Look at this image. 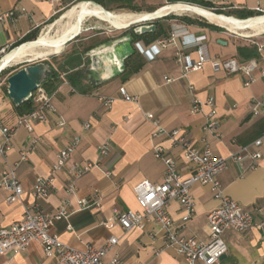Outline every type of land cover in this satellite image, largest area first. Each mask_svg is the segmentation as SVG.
<instances>
[{
	"label": "crops",
	"instance_id": "0c3cea01",
	"mask_svg": "<svg viewBox=\"0 0 264 264\" xmlns=\"http://www.w3.org/2000/svg\"><path fill=\"white\" fill-rule=\"evenodd\" d=\"M75 1L55 3L49 0H0V16L8 12L15 13L13 18L0 21V50H9L14 44L34 34L40 37L57 24L58 18ZM87 1L112 13H115L114 5L118 3L116 0H102L103 6L95 0ZM203 1L228 12L235 19L245 20L253 11L264 14V0H228L226 4L223 0ZM177 3L194 4L189 0H178ZM133 4L139 8L133 13L147 14L172 2L134 0ZM174 15L155 23L158 26L155 35L137 39L133 44L135 54L125 73L107 82L100 80V61L90 52L125 34L111 36L113 31H108L88 38L90 41L91 38L100 37L88 45L93 47L85 54V65L81 67L90 72V76L83 83L74 84L73 79L68 77L73 71H63L54 90L50 92L55 113L46 121L35 123L32 132L17 125L22 114L9 97L8 87L0 83V141L4 140L3 127L14 129L12 149L6 155L0 154V175L15 169L25 190L23 200L13 204L7 202L9 192L0 190V227L10 226L22 219L26 205L34 203L31 190L36 178L51 177L59 152L73 138L80 137L79 148L66 167L54 176L55 187L41 206L48 213H56L63 202L69 199L78 208V200L90 199L95 190L102 193L103 206L100 210L93 208L77 211L68 220L56 222L54 233L63 242L78 249H85L88 244L100 247L110 237L118 238L119 242L106 256L105 264H109L116 254L120 255L122 264H184L174 249H165L164 233L153 222L144 229H133L128 233L118 224L108 229L102 223L112 220L118 212L141 211L134 191L139 183L164 182L166 165L163 160L155 157V148L164 149L163 157L174 160L183 178L192 175L193 168L184 157V148L166 136L154 138L155 126L147 114H153L154 119L166 130H179L192 146L199 149L208 147L221 157H229L243 146L264 137V118L253 113V101L264 99V37L252 45L240 44L232 37L234 33L226 28H216L215 24L198 23L189 17ZM87 21L83 24L82 33L97 29L96 25L86 26ZM175 33L178 35L177 47L163 48L159 45L160 41L170 40ZM220 40L226 42V45L220 44ZM193 42H200V45H188ZM239 47H256L258 51V56L252 59L258 61L259 68L254 71L256 81L250 86L245 85L249 77L216 72L210 62L184 78L176 60L178 49L194 60L199 58L200 52L211 59L236 58L241 63L251 60H244L238 55ZM125 50L118 48L119 54ZM64 61L65 58L54 66H63ZM168 78L174 81L167 82ZM190 86L194 88V96L201 101L215 99L221 122L219 136L204 130L208 107L202 113H191L193 94ZM122 87L136 100L124 101L119 95ZM95 92L105 98H113L114 102L110 107H105L94 95ZM61 121L65 123L64 127L59 126ZM86 125L90 128L87 129ZM108 140L112 148L102 159L101 166L78 178L75 181V193L68 195L67 186L73 180L72 167L97 162L100 157L99 147ZM260 151L263 159L256 170L244 174L239 165L232 163L219 176L226 196L241 205L244 211L254 213L257 220L264 219V143ZM192 192L196 204V214L192 220L183 223V208L176 201L169 204L168 214L181 237L208 243L211 234L208 215L221 202L215 198L210 186L195 184ZM223 237L228 252L218 264H264V232L260 229L253 228L248 232L230 230ZM0 264H54V260L47 258L40 243H33L23 252H8L0 256Z\"/></svg>",
	"mask_w": 264,
	"mask_h": 264
},
{
	"label": "built area",
	"instance_id": "2783aa9c",
	"mask_svg": "<svg viewBox=\"0 0 264 264\" xmlns=\"http://www.w3.org/2000/svg\"><path fill=\"white\" fill-rule=\"evenodd\" d=\"M61 3L64 0H49ZM226 4L228 0H223ZM92 3V2H88ZM14 12H8L0 16V21L13 18ZM176 33L172 34L170 40L158 41L163 48L169 46L177 47ZM188 45L199 46L200 42L188 43ZM7 49L0 50V56L7 53ZM177 63L182 69V76L187 78L192 72L201 70L204 65L210 62L216 72H225L229 75L242 74L249 77L245 85L250 86L256 81L253 73L259 68L256 59L247 62L239 61L236 58L227 60L211 59L205 53H201L197 60L192 59L187 53L178 49L176 53ZM264 75V70H262ZM171 78L167 82H173ZM193 94L191 103V113L199 114L205 107L209 108L206 114V124L204 130L214 136H219L221 122L218 117L215 99L208 98L201 101L194 96V88L190 86ZM94 95L99 98L105 107H110L114 102L113 98H105L98 92ZM120 97L127 102H133L136 98L131 96L125 87L119 90ZM35 109L22 115L17 125L23 126L29 132L33 131L34 124L46 121L51 114L55 113L52 98L45 88L41 87L33 94ZM253 113L264 118V99L253 101ZM147 118L153 121L155 131L153 137L166 136L176 145L184 148V157L192 166V175L183 178L177 169V165L171 158H164V149L155 148V157L163 160L166 165V173L162 184H153L143 181L135 187V196L141 211L118 212L112 220L103 222V226L112 229L116 224L120 225L125 233L133 229H144L147 224H156L164 233L166 243L165 249H174L184 260V264H218L228 252V245L224 240V234L230 230L248 232L253 228H258L264 232V219L257 220L254 213L244 211L242 206L225 194L219 176L229 169L230 165L237 164L241 167L244 174L254 171L259 167L263 154L260 147L264 143V137L257 139L250 145L243 146L238 152L229 157L217 156L213 151L205 147L199 149L187 143L179 130L168 131L163 128L159 121L154 119L153 114H147ZM60 127L65 123L61 121ZM86 128H90L86 125ZM2 133L4 140L0 141V154L6 155L12 149V136L14 129L3 127ZM81 144V138L75 137L71 142L59 152L58 158L52 168V176L49 178H36L31 195L34 203L26 205L21 220L7 227H0V256L8 252L20 253L28 249L33 243H40L43 246L47 258L54 260V264H105L106 256L111 252L119 240L110 237L108 241L100 247L88 244L85 249H78L63 242L53 229L56 222L68 220L75 212L80 210L98 209L103 206V195L99 190H95L90 199L78 200V208H75L72 201L67 199L56 213H48L43 210L41 203L46 200L54 189V176L66 167L67 162L77 151ZM111 141H105L99 147L100 157L97 162H89L85 165L72 167V182L68 183V195L76 191L75 181L78 178L91 172L94 168L101 166L102 159L111 150ZM195 184L210 186L215 198L219 200L220 206L209 213L208 223L210 227V241L202 243L195 238H185L179 235L173 219L168 214V206L171 202H178L183 208L182 221L184 224L193 219L196 214V204L192 188ZM0 190L9 192L8 203L21 202L25 194L24 187L19 181L15 169L5 171L0 175ZM109 264H122L119 254H116Z\"/></svg>",
	"mask_w": 264,
	"mask_h": 264
},
{
	"label": "bare ground",
	"instance_id": "6f19581e",
	"mask_svg": "<svg viewBox=\"0 0 264 264\" xmlns=\"http://www.w3.org/2000/svg\"><path fill=\"white\" fill-rule=\"evenodd\" d=\"M97 6L90 7L91 5ZM83 4L80 3L78 6H74L71 10L66 12L61 18L67 20V24L61 34L53 37L52 41L49 43H43V39H37L35 42L30 43V45L35 44L34 46H28L18 49L14 52L6 54L2 61L0 62V69L5 66L6 68L11 67L13 64L22 62L25 59H45L52 57L54 55L61 54L67 45L65 43L69 38L75 37V34L72 33V24L81 17H91V18H100L105 21L110 27L116 30H123L128 28L131 22L141 19L144 17H154L159 18L165 15H181V14H194L197 16H203L206 20L212 24L222 26L227 30H230L233 33H240V36L243 35L246 38L258 37L264 34V21L261 18L255 17L249 20H238L233 17L227 16H218L211 13L210 11L200 8V7H191L189 5L181 4H170L165 5L164 7L158 9L154 13H133V12H120V13H106L103 9H100L99 5L95 3ZM102 8V7H101ZM82 23V22H81ZM56 32V31H55ZM76 32V30H75ZM74 33V32H73Z\"/></svg>",
	"mask_w": 264,
	"mask_h": 264
},
{
	"label": "water",
	"instance_id": "95a60500",
	"mask_svg": "<svg viewBox=\"0 0 264 264\" xmlns=\"http://www.w3.org/2000/svg\"><path fill=\"white\" fill-rule=\"evenodd\" d=\"M183 4L189 5L191 7H194V6L200 7L194 4H188V3H183ZM102 9L108 14L112 13L103 7ZM208 11L218 16H222V15L227 16L225 14H218L213 10H208ZM168 16L170 15H165L159 18L158 17L157 18L144 17L141 19H137L131 22L128 28L123 29V30H129L130 28H132L130 34H125L121 38L107 42L106 44H103L100 47L93 49L90 52V54L98 58L100 61L99 63L100 69L98 70L100 80L102 82H107L113 79L114 77L125 73L127 69V66H126L127 60L131 58L133 54H135V51L133 49V44L137 41L136 37H142L146 34L155 33L158 27L155 24V21L166 18ZM199 17L206 20V18H204L203 16H199ZM227 17H231V16H227ZM249 19L251 18H248L245 20H249ZM149 22H152V23L148 24ZM208 23L212 24L210 22ZM216 26H219V25H216ZM73 40H74V37H71L65 43L70 44V42H72ZM219 43L222 45H226V42L222 40H220ZM129 44H131L132 47L128 46ZM135 45L137 46V43ZM121 47L125 48L126 50L122 54H119L118 48H121ZM2 58L0 59V62L2 61ZM44 60H47V59L45 58ZM6 69L8 68L3 66L0 69V75ZM49 72H50V65L40 62L34 65H30L28 67L22 68L9 76V78L7 79V84L9 87L8 94H9V97L14 102L16 107H21L25 102L32 99L33 94L40 88V86L42 85V81L46 78Z\"/></svg>",
	"mask_w": 264,
	"mask_h": 264
},
{
	"label": "rangeland",
	"instance_id": "374dc122",
	"mask_svg": "<svg viewBox=\"0 0 264 264\" xmlns=\"http://www.w3.org/2000/svg\"><path fill=\"white\" fill-rule=\"evenodd\" d=\"M83 2H90V1H87V0H77L73 4H71V6H69L64 13L68 12L74 6H78L80 3H83ZM118 5H119V3H116V5H114L115 6V9H116L115 10V13H120V12H129L130 13V12H134V11L129 10L127 8H120ZM166 5H168V4H166ZM174 16L181 17V18L182 17H189L192 20L197 21L198 23L199 22L208 23L205 19H203V18H201V17H199L197 15L190 14V13L181 14V15H174ZM255 17L261 18L262 21H264V14L263 15H260V16H255ZM87 19H88V21L86 23V26H89L91 24L93 26L96 25L97 26L96 27L97 29L85 31V32L82 33L83 24L86 22ZM238 20H240V19H238ZM158 21H155V23L158 22ZM67 22H68L67 20H63L61 17H59L57 24L54 25L53 27H51L50 29L46 30L40 37L38 36L37 39L40 40L41 37H42L43 43H49V42H51L52 39H53V37H54V35L57 36V35L61 34V32L65 28ZM151 23L152 22H149L148 24H151ZM75 30H76V32H75ZM131 30H132V28H130L129 30H116V29H113L105 21H103L100 18H95V17L94 18H91V17H81V18L77 19L72 24V33L70 34V36L72 34H75L78 37L75 36L74 37L75 40L73 42H71V44L67 45L64 48V50H63V52L61 54L54 55L52 57L46 58L47 60H44V59H25V60H23L20 63H17L15 65L13 64L11 67H9L8 69H6L5 73L0 77V83H2L4 86L8 87L7 79L9 78V76L11 74H13L14 72H16V71H18V70H20L22 68L28 67L30 65H34L36 63H40V62L44 63L45 61H48V62L50 61V63H53V64H55L57 66V64L60 62V60L64 59L70 52H73V50L78 49V48H83L84 46H88L89 44H92L91 42H93V40L95 41V40H97V39L100 38V37H96V39L95 38H93V39L91 38L90 41H89L88 38H90V37L97 36V35L98 36L99 35H102L101 33H108V31H113V33H110L111 36L112 35L113 36H119L121 34H130L131 33ZM104 36L105 35H103V37ZM232 37L235 40L239 41L240 44H249V45H252L254 42H257L258 40L262 39L264 37V34L263 35H260L258 37H255L254 36L253 38H248V37L246 38L243 35L240 36V33L239 34L234 33ZM35 44H32L31 46H34ZM31 46H28V47H31ZM128 46L132 47L131 44H129ZM11 52H14V51L13 50L12 51H8L6 54H9ZM5 55L0 56V59L2 57H4Z\"/></svg>",
	"mask_w": 264,
	"mask_h": 264
},
{
	"label": "trees",
	"instance_id": "16d2710c",
	"mask_svg": "<svg viewBox=\"0 0 264 264\" xmlns=\"http://www.w3.org/2000/svg\"><path fill=\"white\" fill-rule=\"evenodd\" d=\"M95 1L97 3L103 5L102 0H95ZM177 1L178 0H171L172 4L177 3ZM189 1H192L194 4L199 5L202 8H206V9L213 8V11H215L218 14H225L227 16H232L228 12H225L224 10L217 9L212 4L205 2L203 0H189ZM116 2L121 4L119 6L120 8H127V9L132 10V11H138L139 10V8L133 4L134 0H116ZM92 6L95 7L96 9H99L97 6H94V5H92ZM100 9H102V8L100 7ZM260 15H263V14L256 13L253 11V12H250V16H248L246 19L252 18V17L254 18L255 16H260ZM187 21L192 23V20L188 19ZM215 27L218 28V26H215ZM156 33H157V30L155 33L146 34L142 37H136V40L143 38V37L145 38V36L155 35ZM37 38H38L37 34L28 36V37L24 38L23 40H21L20 42L14 44L8 51L18 50L27 44L35 42V40H37ZM92 47L93 46H86V47H83L79 50H74L72 53H70L69 55H67L65 57V61H64L63 66L61 65V66L55 67L53 63H50V61L49 62L45 61L44 63L50 65V72L47 74L46 78L42 81L41 87L45 88L46 91L50 94V92L53 91L55 86H56L55 83H57L59 81L61 73L63 71H64V73H67L70 70L73 72L71 74H68V77L73 79L74 84L83 83V81L86 80L88 78V76H90V72H88L86 70H82L81 67L85 65V60H84L85 54L88 53L92 49ZM238 55L241 58H243L244 60H249L252 58H256L258 56V51H257L256 47H239L238 48ZM131 58H129L127 60V65H126L127 68H128L129 61ZM5 71L2 72L0 77L5 73ZM16 109L22 115L32 112L35 109V104H34L33 98L30 99L29 101L25 102L21 107H16Z\"/></svg>",
	"mask_w": 264,
	"mask_h": 264
}]
</instances>
